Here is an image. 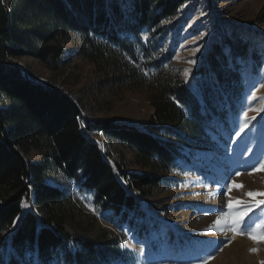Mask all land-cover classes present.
Wrapping results in <instances>:
<instances>
[{"label":"trees","instance_id":"obj_1","mask_svg":"<svg viewBox=\"0 0 264 264\" xmlns=\"http://www.w3.org/2000/svg\"><path fill=\"white\" fill-rule=\"evenodd\" d=\"M191 1L0 0V264H130L120 237L77 230L69 182L92 192L120 230L146 239L147 257L163 253L153 237L156 190L175 179L181 160L214 148L238 118L241 62L259 59L246 39L253 32L221 27L197 71L199 94L169 73L172 51L157 57L156 43ZM75 34L78 53L102 72L106 88L146 84L150 121L87 120L82 129L75 98L11 63L30 57L57 72ZM98 134L129 148L140 169L104 152ZM33 149L39 160L29 157ZM165 233L168 254L180 259L190 238L178 229Z\"/></svg>","mask_w":264,"mask_h":264},{"label":"rangeland","instance_id":"obj_2","mask_svg":"<svg viewBox=\"0 0 264 264\" xmlns=\"http://www.w3.org/2000/svg\"><path fill=\"white\" fill-rule=\"evenodd\" d=\"M164 26L166 32L160 44L156 43V56L161 57L172 51L171 58L165 62L166 70L176 78L189 82L198 94L203 76L200 77L197 71L219 29L237 28L254 33L247 35L246 39L259 54V59L254 63L249 56L241 62L246 89L239 116L235 121L228 120L214 148L197 150L190 160H181L179 168L170 175L175 179L156 190V204L152 205V209L157 214L160 227L156 226L153 237L159 243L163 252L161 255L147 257L145 251L141 255L140 249L145 250L146 239L137 241L126 229L120 230L111 214L96 203L92 192L69 182L66 186L72 195L71 204L79 216L77 230L93 236L105 232L120 237L130 264H199L200 258L208 254L214 255L209 264H260L264 261V241L257 242L247 235H236L238 238L231 244L220 245L223 251H214L215 241L226 240L225 236L233 233L227 229H209L216 227L214 221L217 217L228 212L229 199L235 205L238 199L252 200L246 195L249 191H264V171L252 170L253 167L258 168V161L264 160V87L260 86L264 84V0H193ZM81 46V39L75 34L67 45L69 52L57 72L30 57L13 59L11 63L18 65L33 79L57 87L75 98L82 108V129L87 120L113 119L128 124L150 121L153 109L146 84L123 88L109 85L106 88L104 83L107 81L102 72L78 53ZM193 60L195 63H190ZM124 61L127 62L125 58ZM245 112L249 125L237 137L236 133L245 120ZM95 139L104 152L122 162L125 168L140 169L129 148L104 134L96 135ZM29 157L39 160L40 154L33 149ZM233 181L242 187L233 186L229 192L228 185ZM255 199L264 197L257 196ZM250 216L253 214L249 213L245 221ZM261 219L264 216L253 217L252 228ZM170 228L178 229L182 235L190 238V247L183 250L184 256L180 259L171 257L169 249L165 247V232ZM251 248L258 251L251 252ZM3 255L6 257L4 248Z\"/></svg>","mask_w":264,"mask_h":264},{"label":"snow or ice","instance_id":"obj_3","mask_svg":"<svg viewBox=\"0 0 264 264\" xmlns=\"http://www.w3.org/2000/svg\"><path fill=\"white\" fill-rule=\"evenodd\" d=\"M190 63H195V61H190ZM187 73V70H185ZM261 87H264V84L260 85ZM255 93H253V96ZM245 120L243 124L240 127V131L236 133V136L239 137L242 132L246 128H248L249 120L247 118V112L244 113ZM251 119H255V117H252ZM253 171H264V160L258 161V168L253 167ZM237 176L240 175L239 172L236 173ZM242 187V185H236L233 181L232 184L228 185V191L230 192L232 187ZM248 197H252V200L248 201H242V200H236L235 205L233 204L232 199H229L228 201V212L222 213L221 216L217 217L214 221L215 228H210L209 230L212 231H224L227 229L228 231H231L233 235V239L235 238V235H247L249 239L253 241H264V219H261V222L259 224H256L255 228H252V223H254L253 217L260 218L264 216V199H255V197L260 196L264 197V191L261 192H254L249 191L246 193ZM256 210V211H254ZM249 213H252L253 216H250L247 221H245V217L249 216ZM243 225V227H241ZM232 240H217L215 241L216 249L219 251H223V248L220 247V245L225 244H231ZM251 252H257V248H251L249 249ZM144 252L143 248L140 249V254L142 255ZM214 259L213 254H208L206 257L200 258L199 264H209V261ZM260 264H264V261H261Z\"/></svg>","mask_w":264,"mask_h":264},{"label":"bare ground","instance_id":"obj_4","mask_svg":"<svg viewBox=\"0 0 264 264\" xmlns=\"http://www.w3.org/2000/svg\"><path fill=\"white\" fill-rule=\"evenodd\" d=\"M226 238V240H228V239H231L232 240V242H234L238 237L235 235V238L233 239V234H227L226 236H225ZM225 240V241H226Z\"/></svg>","mask_w":264,"mask_h":264}]
</instances>
